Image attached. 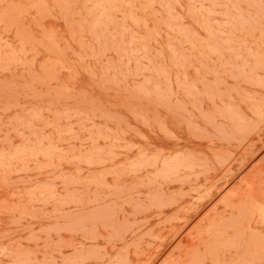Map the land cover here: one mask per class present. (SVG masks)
<instances>
[{"label":"rangeland","instance_id":"374dc122","mask_svg":"<svg viewBox=\"0 0 264 264\" xmlns=\"http://www.w3.org/2000/svg\"><path fill=\"white\" fill-rule=\"evenodd\" d=\"M0 264H264V0H0Z\"/></svg>","mask_w":264,"mask_h":264}]
</instances>
